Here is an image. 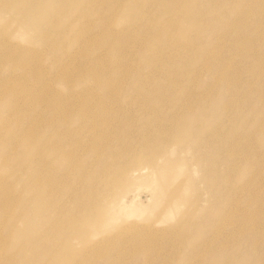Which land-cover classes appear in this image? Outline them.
I'll use <instances>...</instances> for the list:
<instances>
[{"label": "rangeland", "instance_id": "374dc122", "mask_svg": "<svg viewBox=\"0 0 264 264\" xmlns=\"http://www.w3.org/2000/svg\"><path fill=\"white\" fill-rule=\"evenodd\" d=\"M34 13H59L48 43L0 16V264H264V0H57ZM96 108L99 138L55 134ZM51 126L79 164L44 161L52 226L87 227L61 258L35 239L37 139Z\"/></svg>", "mask_w": 264, "mask_h": 264}, {"label": "bare ground", "instance_id": "6f19581e", "mask_svg": "<svg viewBox=\"0 0 264 264\" xmlns=\"http://www.w3.org/2000/svg\"><path fill=\"white\" fill-rule=\"evenodd\" d=\"M57 0H34V1H29V0H8V2H5V4H3L4 2L1 3V8L0 10L2 11L0 13L1 14H9V15H13V17L15 16V20L16 17L18 22H21V24L18 27V34L23 33V34H27L30 35V40L31 41H37V40H43L44 43H48L49 42V37L50 34L48 33V31H46V29L52 28L53 24L51 23V19L52 17H54L55 15L59 14V13H44L45 15H42L41 17H37V14H35L34 12H36L37 9L42 8L44 3L46 2H54ZM77 4L74 3L71 7V9L68 12H72L75 8H76ZM29 8V13L31 15H26L27 9ZM15 13H14V11ZM58 10L57 8H53L52 12ZM67 12V13H68ZM67 13H62L64 16L67 15ZM52 31L54 30L53 28L51 29ZM34 34L31 36V33ZM54 44H52V48L55 50ZM27 47L24 46L23 50H26ZM103 113V109L100 108H96L94 109L91 114L86 112H82L78 118H79V123L74 125L73 127V123L72 122H68L67 125V129L65 131L57 128L55 131L56 135H61V137L65 140V137L69 138L70 133L74 132V133H80L83 132V130L85 132H87L88 134L99 138L101 134V132L98 131V117L97 115L102 114ZM67 122V121H66ZM53 128V126L49 127L48 132L46 133V135H40L38 137V149L36 151V155L39 157L38 161H37V166L34 168V172L35 175L38 179V183L40 184H46L47 188H46V193L43 194L41 190L37 191V208H39L40 210L38 211V215H37V220L39 222V226L38 229L36 231L35 234V239H36V244L39 247H44L46 248V253H45V257L49 256V255H56L59 258H61L64 253L68 250V249H72V244H74L75 240H81L83 239V237L85 236L87 230L85 228H80L79 224L77 223V221H72L71 222V226L72 229L68 232V233H62L63 231L61 229H59L57 231L56 228H53L52 224H53V217H52V213L55 211V203L51 200L50 195L53 192L54 189V185H52L50 183V181L47 179V175H44V161L46 158H48L49 156H53V157H57L60 158L62 160H64L65 162V166L62 167V170H65V173H70L72 172V168H74L75 166L79 165L77 162V158H76V151H70L67 152L64 146V143H62L61 140H54V131L51 129ZM55 129V128H53ZM86 133V134H87ZM211 137L213 140L217 139V133L215 131L212 130L211 132ZM79 141V140H78ZM74 142V141H71ZM75 147L77 148V145H75ZM157 152H159V150H157ZM155 152V153H157ZM159 155V153H158ZM155 161V160H154ZM49 166L51 167V164H49ZM155 167V166H154ZM26 168V167H24ZM166 168H162V169H157L159 174L164 172ZM133 170V173H135L137 170H139L138 168H134V169H130ZM129 170H127L128 172ZM33 172V169L31 170V173ZM42 180V182H41ZM161 182L159 184V187H157L158 192H160L161 188L165 187L166 183L171 182V177L170 175L165 172L162 176V178H160ZM129 185H126L125 188L128 189ZM116 193H117V189H112L110 191V200L115 203L116 201ZM126 200V199H125ZM128 200V199H127ZM134 201L136 203V200H133V204ZM126 202V201H123ZM129 203V201H128ZM132 203V202H131ZM138 203V202H137ZM141 202H139L140 204ZM138 204V205H139ZM137 205V204H136ZM130 205H124L123 203L121 204V211L126 213L128 216L130 215H134V213L136 211L142 210V207H129ZM112 210L114 211V214H117L113 220L114 221H119V218L121 217L122 213L119 212V209L117 206L113 205ZM56 234H60L61 238H59L58 241H55L56 238ZM110 239L109 237H106L105 239L99 240L97 242H99L100 246L102 245V243L105 240ZM42 242H44L42 244ZM40 244V245H39ZM43 245V246H41ZM73 262V261H72ZM70 260L66 261V264H70L72 263Z\"/></svg>", "mask_w": 264, "mask_h": 264}]
</instances>
